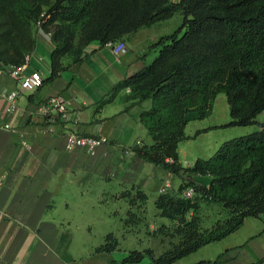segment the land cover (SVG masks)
Listing matches in <instances>:
<instances>
[{
	"label": "crops",
	"instance_id": "obj_1",
	"mask_svg": "<svg viewBox=\"0 0 264 264\" xmlns=\"http://www.w3.org/2000/svg\"><path fill=\"white\" fill-rule=\"evenodd\" d=\"M163 23L125 36L122 42L127 50L118 55L111 47L92 42L84 60L53 81L48 79L55 44L50 33L40 30L23 74L39 71L45 82L33 93H21L16 110L7 96L19 89L18 80L0 64V264H150L148 256L139 262L126 259L133 251L146 250L158 257L177 241L166 235L164 227L174 223L160 215L156 200L164 193L180 195L183 181L134 151L138 145L153 143L141 122L151 102L128 100L129 88L109 99L119 82L158 56L153 45L169 35ZM59 94L68 104L65 121L38 112L41 103ZM219 99L224 102L220 94L208 118L189 114L185 130L189 139L179 144L184 167L216 153L213 148L210 156L190 153L183 158L191 141L220 136L230 127L229 105L220 113ZM70 132L103 137L106 143L95 155L81 148L69 151ZM247 133L241 131V135ZM194 178L204 185L211 180L209 176ZM136 190L148 195L146 204L132 205L125 196L135 195ZM129 211L137 214L131 222ZM200 213L205 228L225 216L218 204L202 203ZM109 235L116 242L106 250ZM219 257V264H264V214L246 218L237 231L175 264L214 262Z\"/></svg>",
	"mask_w": 264,
	"mask_h": 264
},
{
	"label": "trees",
	"instance_id": "obj_2",
	"mask_svg": "<svg viewBox=\"0 0 264 264\" xmlns=\"http://www.w3.org/2000/svg\"><path fill=\"white\" fill-rule=\"evenodd\" d=\"M178 12L184 22L153 45L155 60L119 82L109 98L129 88L128 100L151 102L141 122L153 143L134 151L183 181L180 195L164 193L156 200L160 215L174 223L164 227L166 235L177 241L158 257L152 250L133 251L127 262L148 256L150 264H175L237 231L246 218L264 214V123L256 121L264 112V0H0V64L5 69L24 65L43 30L55 44L48 81L81 63L92 42H122ZM220 94L229 105L227 126L258 124L259 129L224 142L210 158L184 167L179 144L189 139L188 116H211ZM196 176H209L210 183L199 184ZM188 187L195 191L193 198L181 196ZM125 196L132 205L149 200L141 190ZM202 203L220 205L225 216L205 228ZM136 215L129 211V222ZM115 242L109 235L103 249L111 250Z\"/></svg>",
	"mask_w": 264,
	"mask_h": 264
},
{
	"label": "built area",
	"instance_id": "obj_3",
	"mask_svg": "<svg viewBox=\"0 0 264 264\" xmlns=\"http://www.w3.org/2000/svg\"><path fill=\"white\" fill-rule=\"evenodd\" d=\"M42 21L38 22L39 27H41ZM107 46L111 47L115 54H121L127 50L126 44L123 42H110ZM32 54L26 55L25 64L19 67L11 66L9 71L13 77L18 80L19 89L11 92L7 97L11 103L12 110L17 109V100L21 93H33L40 89L44 85V78L39 71H35L30 75L23 74L24 69L31 59ZM38 112L48 119H52L54 116L60 117L63 121L67 120L69 115L68 104L66 98L59 94L52 96L45 100L38 107ZM106 143V139L103 137H94L87 135H80L74 132H70L67 135L66 148L72 151L76 148H81L86 150L90 155H95L98 148ZM182 196L185 198H193L195 196V191L192 187L186 188L182 192Z\"/></svg>",
	"mask_w": 264,
	"mask_h": 264
},
{
	"label": "rangeland",
	"instance_id": "obj_4",
	"mask_svg": "<svg viewBox=\"0 0 264 264\" xmlns=\"http://www.w3.org/2000/svg\"><path fill=\"white\" fill-rule=\"evenodd\" d=\"M165 21H168V22H165ZM165 21L164 23L166 24L163 23V28L164 29L166 28L167 34H172L182 26L184 22V16L182 13L179 12L177 13L175 17L169 20H165ZM221 97L224 99V102H222L221 99H219L217 102L218 110L220 113L223 111V107H227L228 109V101H227L226 95L221 94ZM256 121L258 123H264V112L258 115ZM258 129H259L258 124L248 126V127H231V126L227 127L225 130H222V133L220 134V136L212 134L204 138H201L197 141L196 140L191 141L189 146H186L187 147L185 150L186 153L184 152L182 157L185 158V156L187 154L189 155L190 153H192V156L193 155L195 156L196 154H202L198 156H210L209 152L213 150V148L215 149V151H217L224 142L231 140L233 138L239 137V136H243L241 135V131L243 130L248 131L247 134H250L252 132L257 131ZM206 148H208V150H205Z\"/></svg>",
	"mask_w": 264,
	"mask_h": 264
}]
</instances>
